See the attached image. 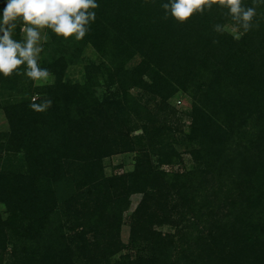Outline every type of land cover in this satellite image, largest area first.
Masks as SVG:
<instances>
[{
    "label": "trees",
    "instance_id": "trees-1",
    "mask_svg": "<svg viewBox=\"0 0 264 264\" xmlns=\"http://www.w3.org/2000/svg\"><path fill=\"white\" fill-rule=\"evenodd\" d=\"M170 2L96 0L82 40L98 62L83 64L82 82L65 78L62 58L49 86H34L26 64L0 74V264H264V0H241L256 12L246 32L219 3L181 23ZM180 93L194 101L185 134L168 121ZM44 98L46 112L29 107ZM128 153L132 171L104 175L103 160ZM4 155H21L24 173ZM166 225L174 232L154 228Z\"/></svg>",
    "mask_w": 264,
    "mask_h": 264
},
{
    "label": "clouds",
    "instance_id": "clouds-1",
    "mask_svg": "<svg viewBox=\"0 0 264 264\" xmlns=\"http://www.w3.org/2000/svg\"><path fill=\"white\" fill-rule=\"evenodd\" d=\"M213 3L226 6L232 18H239L245 32L248 31L249 22L256 12L254 7L242 8L241 0H174L163 4L162 8L170 10L171 16L183 23L194 12L202 13L206 7L210 9ZM98 6L96 0H8L0 20V33H3L0 36V74L10 77L15 71L20 75L17 69L26 64L27 70L23 74L33 81H46L52 74L49 69L38 66L37 56L42 48L36 46L40 39L37 29L47 27L65 39L72 36L83 39L95 20V12L89 9ZM17 19H22L24 25H30L22 28L26 33L23 43L12 38ZM214 31L222 32V26L216 25ZM52 104L51 98H44L29 107L36 113H44Z\"/></svg>",
    "mask_w": 264,
    "mask_h": 264
},
{
    "label": "rangeland",
    "instance_id": "rangeland-1",
    "mask_svg": "<svg viewBox=\"0 0 264 264\" xmlns=\"http://www.w3.org/2000/svg\"><path fill=\"white\" fill-rule=\"evenodd\" d=\"M30 25H24L20 29V33L18 38L22 41V43L26 40V33L22 31V28L29 27ZM50 28H41L37 29L40 33V39L37 42V47L42 48V51L37 56V63L38 66L41 68L49 69V66L55 62L58 61V59H63L62 62L66 65L67 69L65 71V78L67 80L73 81V82H82L83 80V64L95 62L97 63V54L91 48L88 44H86L82 39H77L75 36L69 37L67 39L63 38L62 36H57L55 40L50 36L49 31ZM224 30L233 35L235 38L241 37V33H239L238 28H235L233 26H225ZM14 33V32H13ZM53 34V33H52ZM3 35V34H2ZM1 35V36H2ZM13 38V36H12ZM138 60L132 62V65H134ZM54 75H51L46 81H33L34 86H49L54 83ZM103 91V90H101ZM137 90H132V93H136ZM33 99H37L34 97ZM145 100V99H144ZM170 108L176 112V115L171 120L168 119L170 125H173L172 127H177L181 129L182 134L187 133L188 125L190 124V118H189V112L191 110V107L194 103L192 99L187 97L183 94H176L174 95L169 101ZM150 109L154 110V105L149 106ZM170 112V111H169ZM188 113V115H186ZM8 131V122L5 117V114L3 110L0 108V133L7 132ZM138 132H135L134 134H137ZM133 134V135H134ZM181 138L179 139V143L182 144L183 142H180ZM178 151L182 152V159H183V165L185 169H191L195 167L196 163H194L190 156L185 152L186 146L185 144L182 145H176ZM133 159L134 154L128 153V154H122L113 156L110 158H107L103 160L102 165L104 168V175L109 177L115 174H121L125 172H129L133 170ZM20 163H21V155L18 156H11V155H4L2 164L6 169H9L10 171H14L15 173H24V171L19 170L20 169ZM180 166H174V167H162V169L168 171H178L181 170ZM140 195H132L130 197L129 206L128 209L123 213L122 215V226H121V241L124 244H128L129 242V222H130V216L131 213L134 211V209L137 207L139 201H140ZM0 216L2 219H5L8 214L5 212V207L3 204L0 203ZM161 233H173L174 228L171 226H161V227H154ZM66 234H69L67 231H65ZM70 235V234H69ZM11 244L7 245V252L10 249ZM134 251V250H133ZM9 253V252H8ZM119 255L115 256L114 259H117ZM13 258L11 259L9 256L5 259V264H12Z\"/></svg>",
    "mask_w": 264,
    "mask_h": 264
},
{
    "label": "built area",
    "instance_id": "built-area-1",
    "mask_svg": "<svg viewBox=\"0 0 264 264\" xmlns=\"http://www.w3.org/2000/svg\"><path fill=\"white\" fill-rule=\"evenodd\" d=\"M8 0H0V6L5 9Z\"/></svg>",
    "mask_w": 264,
    "mask_h": 264
}]
</instances>
